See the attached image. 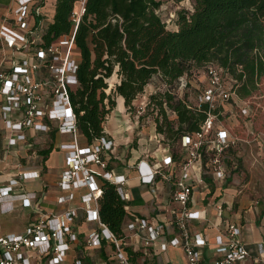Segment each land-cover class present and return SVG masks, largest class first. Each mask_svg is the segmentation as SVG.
I'll return each mask as SVG.
<instances>
[{"label":"built area","instance_id":"built-area-1","mask_svg":"<svg viewBox=\"0 0 264 264\" xmlns=\"http://www.w3.org/2000/svg\"><path fill=\"white\" fill-rule=\"evenodd\" d=\"M83 13L84 1L72 15L74 31L47 48L38 46L42 30L31 26L32 19L39 20L43 16L41 7L34 5L33 0H15V7L9 10V15L13 17L12 25H0V94L6 100L2 111L6 115L16 111L22 113L18 121L11 118L5 121L12 132L8 144L14 147L23 142L32 148V143L28 142L29 130L49 133L55 129L60 134L72 135L73 142L60 145V150L65 153V168L59 182L63 193L59 197V204L73 202L82 192L81 207L55 214L42 211L36 205L37 195L25 190L27 181L40 178L39 172L20 171L7 185L1 186L0 208L18 202L25 209L36 210L38 217L21 233L0 234V264H42L44 261L47 264H66L68 254L78 242L74 226L80 211L85 213L88 222L99 225V229L88 236L87 244L100 247L103 242L111 243L119 264H135L124 247L148 255L165 234V225L152 224L138 217L126 224L130 235L123 241L101 222L98 200L102 189L99 178L116 185L122 200L128 202L129 197L124 189L126 179L107 171V163L102 158L104 153L112 151L114 142L101 138L88 147L78 145L76 116L67 89L78 85L79 57L74 42ZM6 61L8 67H4ZM205 70L207 80L200 103H209L211 109H215L236 97L232 88L226 85L221 67L210 65ZM187 87L188 80L182 77L178 87L180 96ZM242 113L248 115V110L243 109ZM53 123L57 124L56 127H52ZM129 128L132 129V126ZM154 139L157 145L154 158L150 163L140 161L136 168L145 185H154L158 178L170 184L171 202L176 206L173 211L174 224L179 230V237L161 244L160 250L166 252L170 246L176 247L184 253V264H204L206 240L199 234L192 235L188 227L190 221L201 220L202 216L199 211H191L189 204L194 200L195 189L205 184V176L211 175L222 182L227 179L226 164L236 141L227 129L217 125V116L212 113L198 132L182 137L180 147L186 153V159L180 164H176L161 135L156 133ZM93 166L101 172L93 170ZM17 167H21L20 161ZM13 209L6 212L0 209V214L12 212ZM217 212L222 218L223 208L220 204ZM131 237L140 240L143 248L130 246L128 242ZM259 251H262V245ZM214 255L212 264H242L249 258L240 225L231 221L224 224L223 231L215 238ZM75 264L82 262L77 260Z\"/></svg>","mask_w":264,"mask_h":264},{"label":"trees","instance_id":"trees-1","mask_svg":"<svg viewBox=\"0 0 264 264\" xmlns=\"http://www.w3.org/2000/svg\"><path fill=\"white\" fill-rule=\"evenodd\" d=\"M82 1L84 13L74 42L79 57L78 85L67 91L78 133L88 145L110 139L105 125L118 106L115 96L122 98L131 114L133 102L146 87L153 80L163 81L166 90L152 93L148 107L158 109L156 133L180 164L186 159L180 147L182 137L192 136L210 113L219 117L224 109L223 104L215 109L209 103L192 106L185 94L191 76L210 65L221 67L226 85L236 95L231 102L251 97L264 80V0H188L192 10L177 12L175 31L168 30L159 16V0H56L53 20L42 30L39 47L47 48L74 31L72 15ZM113 75L119 82L109 88ZM182 77L187 78L188 87L180 96ZM51 151L52 146L41 151L44 162ZM102 158L111 171L109 161ZM227 162L228 169L231 161ZM99 184L101 222L125 241L126 224L133 219L126 210L127 202L116 185L102 178ZM124 250L134 263L145 255L130 247Z\"/></svg>","mask_w":264,"mask_h":264},{"label":"crops","instance_id":"crops-1","mask_svg":"<svg viewBox=\"0 0 264 264\" xmlns=\"http://www.w3.org/2000/svg\"><path fill=\"white\" fill-rule=\"evenodd\" d=\"M56 0H33V4L40 6L42 9V18L39 20L32 19L31 26L39 27L43 30L49 23L52 22L55 13ZM15 7V0H0V25H12V15H9V10ZM0 57L2 55L0 54ZM4 67H8V61ZM6 104L5 98L0 94V187L7 185L8 181L17 175L20 171L25 172H39L40 178L25 183V190L29 193H35L41 210L46 213L61 214L65 211L78 208L82 206L80 196L82 192L78 193V198L68 204H59V197L63 194L59 188L61 175L65 168V153L60 150V145L64 143L73 142L72 135H64L57 132H38L34 130L27 131L28 142L32 143L30 148L26 143L20 142L17 146H9L8 140L12 132L9 130L5 121L11 118L13 121H18L22 118V113L16 111L11 115H6L2 111L3 105ZM118 108L124 109L122 98H119ZM122 112V111H120ZM124 118L128 115L126 111ZM108 124V127H107ZM57 124L53 123L52 127ZM153 134L150 137L151 142H155V129L153 126ZM105 132L114 142V147L111 152L104 153V158L109 160V167L116 176H121L126 179L124 186L125 192L129 197L126 210L130 217L127 223L134 220V218H145L152 224L165 225V234L160 238L159 243L152 248L151 253L137 258L135 264H184V253L181 249L170 246L166 252L160 250V245L179 237V230L174 224L173 211L176 208L175 204L171 202V186L167 182L158 178L154 185H145L141 182L136 165L140 161L150 163L156 153H151L153 149L149 150H135L133 145L129 147L131 135H128L124 124L116 125L113 122L111 115L105 126ZM125 135L126 139L124 138ZM50 139L52 151L49 154L46 162L43 161L41 151L43 146ZM123 136V137H122ZM123 138L125 141H123ZM78 145L80 147H88L86 139L78 134ZM47 144V143H46ZM121 147L127 148L131 156L128 160H123L119 156V149ZM150 152V153H149ZM63 154V164L60 168L54 169L49 166L53 154ZM21 162V167H17V162ZM93 170L101 172L98 167L93 166ZM27 186L31 187L26 188ZM241 191V193H239ZM84 193V192H83ZM221 205L223 208V217L220 218L217 212V206ZM12 212L0 214V218L12 216L22 217L24 211H28V224L32 223L38 217V212L34 209H25L18 202L14 204L3 205V211ZM191 211H199L201 213V220L190 221L189 230L192 235H200L206 240V247L203 248L204 264H212L214 260L215 238L224 229L226 222H234L242 228V238L249 251V258L242 264H264V203H259L257 199H251L248 194V187L244 189L237 188L229 182L217 181L211 175L205 176V184L195 189L194 200L189 204ZM25 226V228L27 227ZM78 235V242L73 246L72 251L68 254L66 264H75L80 260L82 264H119L114 255L113 245L108 242H103L100 247H93L87 244L88 236L99 229L97 223H90L86 220V215L80 211L78 220L74 226ZM25 230V229H24ZM8 232V233H21ZM128 236L130 233L126 230ZM3 232L0 223V234H8ZM129 245L142 249L140 240L136 237H131ZM262 245V251H259V246ZM42 264H47L44 261Z\"/></svg>","mask_w":264,"mask_h":264},{"label":"rangeland","instance_id":"rangeland-1","mask_svg":"<svg viewBox=\"0 0 264 264\" xmlns=\"http://www.w3.org/2000/svg\"><path fill=\"white\" fill-rule=\"evenodd\" d=\"M159 1L162 2V6L158 14L170 31H175L177 29L175 21L178 11L192 10V2L188 0L181 3H175L172 0ZM206 80L205 69L202 70L200 74L198 72L193 74L190 78V86L185 94L189 103L194 107L200 105V96L205 87ZM118 82V76L113 75L108 80L109 88H114ZM156 90H166L163 81L153 80V82L146 87L144 94L140 95L138 99L133 102L131 114L127 112L126 107L120 110L118 106L111 113V119L113 116V122H115L116 125L118 124L121 126L124 124L126 128L132 126V129L128 127L127 131H129L128 135H131L129 147L133 145L135 150L150 151L151 148L153 149L151 153L153 151L157 153L156 142H151L150 137L154 132V120L159 112L155 105H150V108L148 107L149 96ZM109 92L110 91H108V93ZM115 99L118 103V97L115 96ZM223 105L224 109L220 116L217 117V125L227 129L236 141L235 147L229 153V161H231L227 169L229 182L236 185L239 190L248 187L250 198L257 199L260 204L264 203V80L261 81L259 89L251 97L235 102L230 101ZM243 109L248 110L249 116H244L242 114L241 111ZM124 111L128 113L126 118L123 117L125 114ZM169 115L170 118H173L171 113ZM126 137L128 136L125 135L124 138L126 139ZM124 138L123 141H125ZM50 139H52V136L45 142L43 150L49 148ZM118 151L119 156L123 160H128L131 156L125 147H121ZM108 157L109 161L111 155ZM62 164L63 154H53L49 166L58 169ZM26 188L30 189L31 187L27 186ZM29 214L28 211H24L22 217L7 216L0 218L3 232L8 233L24 230L25 226L28 224Z\"/></svg>","mask_w":264,"mask_h":264}]
</instances>
